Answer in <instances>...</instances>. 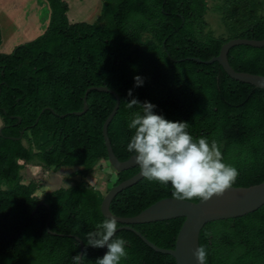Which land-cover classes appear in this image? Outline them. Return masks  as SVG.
<instances>
[{"label":"trees","instance_id":"trees-1","mask_svg":"<svg viewBox=\"0 0 264 264\" xmlns=\"http://www.w3.org/2000/svg\"><path fill=\"white\" fill-rule=\"evenodd\" d=\"M45 1L49 19L44 32L0 53V264H72L80 250L75 236L83 243V264L102 257L103 248L88 246L84 234L106 219L100 209L103 194L75 181L39 197L37 184L23 182L21 174L24 164H33L79 166L76 175L107 160L102 125L114 96L89 90L87 110L73 113L82 110L91 87L107 86L119 96L107 127L118 160L134 155L126 150L133 134L128 122L140 110L127 106L134 97L154 104V111L168 120L188 123L193 138L215 141L224 162L238 170L231 186L264 181V89L232 79L218 62L193 59L218 55L231 38H264V16L255 12L261 0H232L238 27L228 38L197 37L205 0H102L91 23H70L65 0ZM227 59L236 71L264 76V46H233ZM136 75L144 78L140 87H133ZM138 170L117 172L115 184ZM166 197H174L169 187L142 178L118 192L109 210L134 216ZM183 220L132 227L155 245L173 248ZM115 235L127 242L128 255L120 264H176L130 230ZM198 242L207 251V264H264V204L243 216L206 223Z\"/></svg>","mask_w":264,"mask_h":264},{"label":"clouds","instance_id":"clouds-1","mask_svg":"<svg viewBox=\"0 0 264 264\" xmlns=\"http://www.w3.org/2000/svg\"><path fill=\"white\" fill-rule=\"evenodd\" d=\"M144 78L134 76L133 87H140ZM132 96V89L128 90ZM128 108L139 107L132 113L127 127L133 130L126 150L134 154L140 174L149 182L169 187L174 197L182 201H208L220 196L235 183L238 170L224 162L215 141L193 138L187 131L188 123L172 121L154 111L155 105L132 98ZM117 219L109 217L96 225V230L84 234L87 245L106 247L95 264H120L127 257L126 240L116 237ZM198 264H207V251L198 246L194 252ZM83 255H74L72 264H83Z\"/></svg>","mask_w":264,"mask_h":264},{"label":"water","instance_id":"water-1","mask_svg":"<svg viewBox=\"0 0 264 264\" xmlns=\"http://www.w3.org/2000/svg\"><path fill=\"white\" fill-rule=\"evenodd\" d=\"M236 45L262 47L264 46V38H231L221 46L218 55L213 56L205 61H202L198 58L193 59L197 62H203L205 64L218 62L223 68L224 72L232 79L253 85L257 88L264 89L263 75L236 71L229 64L227 59V52L231 47ZM92 89L110 93L115 98V105L102 125V136L107 151V161L117 172L138 166L135 163L134 155H131L128 159L124 161L118 160L112 150L111 143L107 136V127L119 108L120 100L118 94L115 91L109 89L107 86L88 88L84 93L82 110L74 111L73 113L81 115L87 110L86 97L88 91ZM65 115L66 114L60 116ZM19 121L20 118L18 117V122ZM2 128L3 120L0 116V133ZM22 133L23 132H21V134ZM142 178L143 177L140 174V170H138V172L133 176L113 185L102 198L100 204L101 213L105 218L115 217L117 219V223H119L120 226L117 227L116 231L121 229H127L134 232L143 240L145 244H147L153 250L172 256L176 264H198L194 256V252L199 246V232L206 223L220 219L243 216L247 213L255 211L264 204V181H262L260 183L247 187L230 186L228 189L225 190L222 195H213V197H211L208 201H182L176 199L175 197H166L154 202L153 204H151L150 206H148L147 208H145L140 213L134 216L122 217L116 216L111 213L109 210V204L112 198L118 192L135 184ZM41 203L42 202H40L39 204ZM177 217H183L184 220L177 233L173 248H162L155 245L132 227V225L134 224L150 223L154 221L167 220ZM46 230L50 234H55L49 230L47 225ZM74 238L80 244L79 255H82L83 243L78 237L75 236ZM106 251V247H103L102 256L105 254Z\"/></svg>","mask_w":264,"mask_h":264},{"label":"rangeland","instance_id":"rangeland-1","mask_svg":"<svg viewBox=\"0 0 264 264\" xmlns=\"http://www.w3.org/2000/svg\"><path fill=\"white\" fill-rule=\"evenodd\" d=\"M68 5L67 18L70 23L72 22H94L96 16L93 19L87 18L90 16L91 12H100L102 5V0H65ZM207 4L206 12L202 18L200 26L197 30V37L204 38L206 36H215L221 38H228L233 33L234 29L238 27V24H234V19L236 18V6L235 2L232 0H205ZM18 7H22L23 14L20 16V21L27 18L34 10L35 5H37V12H39L38 20L41 22V26L45 23L48 16V9L44 0H27V1H17ZM28 7H32L31 10H26ZM24 8V9H23ZM257 15L264 16V0H261L257 9ZM17 16V22H19V17ZM36 18V17H35ZM37 20V21H38ZM233 22V24H232ZM25 36L22 41L27 38H31L32 35L37 34V32L31 33L28 29L24 31ZM28 33V34H26ZM30 35V37H28ZM21 162V161H20ZM81 167H60L54 169L53 167H42L33 164H24L21 171L23 176V182H28L33 180L37 184V190L35 194L39 197L42 196L44 192H49L60 187H68L72 185L75 181H85L97 190H99L103 196L107 191L115 184L117 179V171L109 164L107 160H100L90 171L76 174L73 173L80 170Z\"/></svg>","mask_w":264,"mask_h":264},{"label":"crops","instance_id":"crops-1","mask_svg":"<svg viewBox=\"0 0 264 264\" xmlns=\"http://www.w3.org/2000/svg\"><path fill=\"white\" fill-rule=\"evenodd\" d=\"M17 1L18 0H0V53H10L17 45L34 39L44 32L48 24L49 7L45 0L44 1L48 9V16L46 21H44L45 23L43 26H41V22L38 20L39 12H37V5H35V10L27 18L20 21V16L17 15V12L23 15L25 12L21 13L22 7H18L19 5H17ZM22 1L25 2L27 0ZM32 9V7H28L26 10L32 11ZM99 13V11L96 13L95 10V13L91 12L90 16L87 18L92 17L94 19L96 16L97 19ZM17 16L19 17V22H17ZM26 29L31 31V33L37 32V34L35 33V35H32L31 38H27L25 41H22V38L25 36L24 31ZM28 37H30V35Z\"/></svg>","mask_w":264,"mask_h":264}]
</instances>
